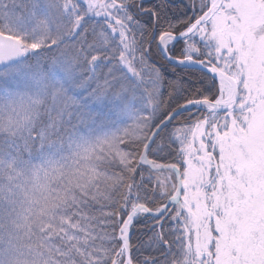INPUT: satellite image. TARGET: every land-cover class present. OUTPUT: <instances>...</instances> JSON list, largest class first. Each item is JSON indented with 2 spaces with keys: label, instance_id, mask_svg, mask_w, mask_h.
I'll return each mask as SVG.
<instances>
[{
  "label": "snow or ice",
  "instance_id": "snow-or-ice-1",
  "mask_svg": "<svg viewBox=\"0 0 264 264\" xmlns=\"http://www.w3.org/2000/svg\"><path fill=\"white\" fill-rule=\"evenodd\" d=\"M0 264H264V0H0Z\"/></svg>",
  "mask_w": 264,
  "mask_h": 264
},
{
  "label": "trees",
  "instance_id": "trees-1",
  "mask_svg": "<svg viewBox=\"0 0 264 264\" xmlns=\"http://www.w3.org/2000/svg\"><path fill=\"white\" fill-rule=\"evenodd\" d=\"M185 3H188V0H184ZM181 10H183V5H181ZM191 11L188 12V15H191ZM181 45H177V51L175 53V55H179V49H180ZM158 59L160 60V63L167 65V61L163 60L162 57H158ZM177 73H179V69L176 70ZM180 75H183V73H180ZM164 76L166 78V80H174L175 76L173 75L172 72L165 70L164 71ZM162 91H164V95L165 98H167V94L169 89L162 88ZM192 112H194V109H191ZM188 113H184L183 116H186ZM182 116V117H183ZM180 117V118H182ZM185 119V118H184ZM168 150L167 148H165V150L163 152L160 153V155L158 157H154L155 159H157L159 162H171V163H175V160L172 159L170 156H168ZM155 175L160 176L161 178L165 175H167V173L164 172H160V173H155ZM135 224V222H134ZM151 221H142L141 223L135 224L134 228L131 231V245H132V255L135 257L137 255L143 257V256H147V255H151L152 253H150L149 251L146 250L145 246H144V242L147 240L148 235H150V233L146 232V229L150 226ZM137 249H139V251H137Z\"/></svg>",
  "mask_w": 264,
  "mask_h": 264
},
{
  "label": "water",
  "instance_id": "water-1",
  "mask_svg": "<svg viewBox=\"0 0 264 264\" xmlns=\"http://www.w3.org/2000/svg\"><path fill=\"white\" fill-rule=\"evenodd\" d=\"M159 162V161H158ZM159 163H161V164H169V163H163V162H159ZM129 242H130V244H131V229H130V231H129Z\"/></svg>",
  "mask_w": 264,
  "mask_h": 264
},
{
  "label": "rangeland",
  "instance_id": "rangeland-1",
  "mask_svg": "<svg viewBox=\"0 0 264 264\" xmlns=\"http://www.w3.org/2000/svg\"><path fill=\"white\" fill-rule=\"evenodd\" d=\"M194 109V108H193ZM194 112H196V109H194ZM193 112V113H194ZM188 116V114L186 115V116H183L182 118H180V119H184V118H186ZM131 231H132V229H131Z\"/></svg>",
  "mask_w": 264,
  "mask_h": 264
}]
</instances>
